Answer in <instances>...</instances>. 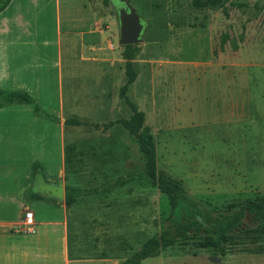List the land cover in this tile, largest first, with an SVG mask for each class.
Returning a JSON list of instances; mask_svg holds the SVG:
<instances>
[{
  "label": "rangeland",
  "instance_id": "374dc122",
  "mask_svg": "<svg viewBox=\"0 0 264 264\" xmlns=\"http://www.w3.org/2000/svg\"><path fill=\"white\" fill-rule=\"evenodd\" d=\"M92 2L101 11L95 39L82 33L93 22L84 0H10L0 12V87L34 100L0 107V175L21 174L18 217L31 219L26 231L50 221L51 264H122L161 231L170 211L166 195L143 177L136 140L119 122L132 114L119 96L121 3ZM129 2L145 30L126 96L144 114L157 169L180 179L212 215L261 197L264 0L200 8L192 0ZM72 118L81 124L64 122ZM38 171L50 186L35 182ZM65 185L80 193L69 204ZM0 186L11 182L0 177ZM201 241L181 239L140 264H264L259 229L235 234L224 256Z\"/></svg>",
  "mask_w": 264,
  "mask_h": 264
},
{
  "label": "trees",
  "instance_id": "16d2710c",
  "mask_svg": "<svg viewBox=\"0 0 264 264\" xmlns=\"http://www.w3.org/2000/svg\"><path fill=\"white\" fill-rule=\"evenodd\" d=\"M105 1L107 2V0ZM223 1L226 0H192V4L194 7L200 8L216 5ZM9 2L10 0H4L0 5V12ZM136 51L135 44L123 46L125 80L119 89V96L128 103L132 114L119 122L136 140L143 160V177L166 195L170 211L167 217L168 223L161 231L145 240L140 248L126 258L122 264H140L158 250L192 236H201L200 246L208 248L213 256H224L228 250L227 243L235 234L254 232L259 229L264 235V194L238 208L218 210L215 211L216 215H212L190 195L180 179L157 169L152 135L149 128L143 125L144 114L137 108L135 102L126 96L129 85L134 82L138 73L137 64L134 61ZM14 103L33 104L34 100L24 90L0 87V107ZM34 109L39 111V107L36 105H34ZM64 122L70 125L81 124V121L76 118L65 119ZM79 194L78 188L70 185L65 186L67 204L71 203ZM248 221H251V224Z\"/></svg>",
  "mask_w": 264,
  "mask_h": 264
},
{
  "label": "crops",
  "instance_id": "0c3cea01",
  "mask_svg": "<svg viewBox=\"0 0 264 264\" xmlns=\"http://www.w3.org/2000/svg\"><path fill=\"white\" fill-rule=\"evenodd\" d=\"M84 1L85 3L81 7H83L84 12L92 13L93 22L82 33L89 34L90 38L95 39L97 33L101 32L99 27L101 11L99 6L93 3L92 0ZM106 18L113 22V15L111 17L107 15ZM89 43V47H97V43L92 42V39ZM37 148L38 146H36ZM36 153L40 154V152ZM41 153L44 155V147H42ZM34 163L37 166L38 161H34ZM24 172L25 170L22 174H25ZM8 176L9 173L0 175V177H5L11 182V186H7V188L0 186V264H51L48 260L51 254L49 251L51 223L50 221H46V223L45 221H42V223L38 222L34 224L33 233L30 234V231H26L25 227H27V222H30L31 219L29 221H20L18 217L19 208L23 204L20 196V185L18 183L21 174H17L14 177L11 176L10 179ZM34 180L37 183L42 181L44 185L48 186L52 183L49 180H45L40 171L34 175ZM57 186H60V184H57ZM24 193L28 194V196H35V192L33 191L25 190Z\"/></svg>",
  "mask_w": 264,
  "mask_h": 264
},
{
  "label": "water",
  "instance_id": "95a60500",
  "mask_svg": "<svg viewBox=\"0 0 264 264\" xmlns=\"http://www.w3.org/2000/svg\"><path fill=\"white\" fill-rule=\"evenodd\" d=\"M122 4L116 11L119 23V43L138 44L143 40L145 22L129 0H118Z\"/></svg>",
  "mask_w": 264,
  "mask_h": 264
},
{
  "label": "built area",
  "instance_id": "2783aa9c",
  "mask_svg": "<svg viewBox=\"0 0 264 264\" xmlns=\"http://www.w3.org/2000/svg\"><path fill=\"white\" fill-rule=\"evenodd\" d=\"M26 217L28 218V220L30 219V217H31V213L29 212V213H27V215H26Z\"/></svg>",
  "mask_w": 264,
  "mask_h": 264
},
{
  "label": "flooded vegetation",
  "instance_id": "af4514ba",
  "mask_svg": "<svg viewBox=\"0 0 264 264\" xmlns=\"http://www.w3.org/2000/svg\"><path fill=\"white\" fill-rule=\"evenodd\" d=\"M119 6H121V4H120ZM119 6H118V7H116V8L118 9V8H119Z\"/></svg>",
  "mask_w": 264,
  "mask_h": 264
}]
</instances>
